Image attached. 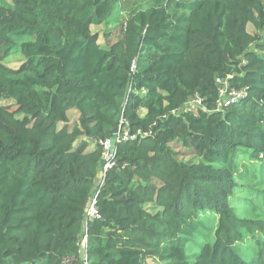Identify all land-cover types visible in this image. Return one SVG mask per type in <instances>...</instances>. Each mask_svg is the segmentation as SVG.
<instances>
[{"label":"trees","instance_id":"1","mask_svg":"<svg viewBox=\"0 0 264 264\" xmlns=\"http://www.w3.org/2000/svg\"><path fill=\"white\" fill-rule=\"evenodd\" d=\"M3 99L0 264H264V0H0Z\"/></svg>","mask_w":264,"mask_h":264},{"label":"built area","instance_id":"2","mask_svg":"<svg viewBox=\"0 0 264 264\" xmlns=\"http://www.w3.org/2000/svg\"><path fill=\"white\" fill-rule=\"evenodd\" d=\"M132 66H134V61L132 62ZM231 77L230 74H227L225 77H217V93H218V99H217V106L218 108L227 106L231 104L232 102H235L236 100L242 98L245 95L244 89H236L235 86L231 85L229 83V78ZM203 107L202 99L198 94H195L192 98H190L183 106L182 110L184 111H193L196 112L198 106ZM134 135L130 133L129 129L126 126L125 119H121L119 124V129L112 138L115 139V141H121V140H128L133 138ZM103 149H104V158L105 163L103 164L102 168L106 170L108 167H111L113 165V157H114V148L113 151H110V143L109 139H106L102 142ZM96 195L92 196L88 201V206L86 209L85 214V220L84 225L86 224V220L90 217H96L98 216V212L96 209ZM83 233L80 237V250H83L82 257L79 258H70L66 260L67 264H88V259L86 255V232L85 228L82 229Z\"/></svg>","mask_w":264,"mask_h":264},{"label":"rangeland","instance_id":"3","mask_svg":"<svg viewBox=\"0 0 264 264\" xmlns=\"http://www.w3.org/2000/svg\"><path fill=\"white\" fill-rule=\"evenodd\" d=\"M247 28L250 32H254V27L251 23L248 24ZM92 29H93V31L97 30V28L95 26H92ZM19 55H13L9 58L7 63L10 67H17L20 65L22 58ZM7 103H10V101L4 100V99L0 100V104H7ZM143 112H144V110H142V113ZM172 147L176 151H178V156L184 158L185 160L192 159V158L197 159V157L195 155L194 156L191 155V152L187 148L180 146V143L177 141L173 143ZM232 202H234L233 199H232ZM199 249H200V247L196 246L193 242H187L186 243V254H187V259L189 262H191L194 259L195 255L197 254Z\"/></svg>","mask_w":264,"mask_h":264},{"label":"water","instance_id":"4","mask_svg":"<svg viewBox=\"0 0 264 264\" xmlns=\"http://www.w3.org/2000/svg\"><path fill=\"white\" fill-rule=\"evenodd\" d=\"M109 143H110V151L112 152L113 151V148H114V144H115V139L114 138H110L109 139ZM101 173L99 174V177H100ZM97 183L95 182L91 188V190L95 189ZM87 206H88V203H87ZM87 206H86V209H87ZM83 255V250L80 251V256L82 257Z\"/></svg>","mask_w":264,"mask_h":264},{"label":"crops","instance_id":"5","mask_svg":"<svg viewBox=\"0 0 264 264\" xmlns=\"http://www.w3.org/2000/svg\"><path fill=\"white\" fill-rule=\"evenodd\" d=\"M69 115L70 116H72L73 118L75 117H77V113L75 112V111H71V112H69Z\"/></svg>","mask_w":264,"mask_h":264}]
</instances>
